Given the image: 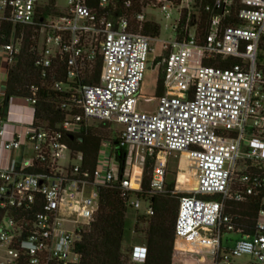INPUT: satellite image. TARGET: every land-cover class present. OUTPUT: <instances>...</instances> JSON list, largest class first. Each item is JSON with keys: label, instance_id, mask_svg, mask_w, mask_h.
<instances>
[{"label": "built area", "instance_id": "obj_1", "mask_svg": "<svg viewBox=\"0 0 264 264\" xmlns=\"http://www.w3.org/2000/svg\"><path fill=\"white\" fill-rule=\"evenodd\" d=\"M64 2L58 14L37 20L39 0H0L5 72L20 52L23 30L36 28L31 39L37 40L41 77L62 64V77L51 87L66 94L59 103L64 119L54 128L32 116L5 141L9 120H0V152L6 154L0 156L5 161L0 164V264H90L76 245L95 219L98 188L114 185L130 210L145 204L143 216L152 215L149 203L137 196L146 158L152 159L148 196L191 194L177 203L173 259L179 264H264L262 208L248 236L238 235L224 214L228 201L244 202L264 188V178L243 173L247 166L264 165V73L258 68L264 0H212L203 8L208 22L201 43L194 0H152L165 20L176 15L172 37L161 42V56L151 61L153 70L162 68L164 88L161 97L143 100L155 101L152 112L140 109L151 44L157 39L140 33L150 20L144 11L131 10L130 0ZM120 2L125 13L112 15ZM228 14L236 24L224 23ZM215 58L238 62L228 68L204 65ZM37 91L32 86L23 99L32 109ZM102 122L120 126L114 130L125 150L121 173L108 143L100 145L91 172L81 171V153L66 146L65 138ZM175 154L186 156L193 187L178 184L177 177L169 187L167 162ZM228 234L238 236L230 247ZM146 255L145 245L132 246L126 264H144Z\"/></svg>", "mask_w": 264, "mask_h": 264}, {"label": "trees", "instance_id": "obj_2", "mask_svg": "<svg viewBox=\"0 0 264 264\" xmlns=\"http://www.w3.org/2000/svg\"><path fill=\"white\" fill-rule=\"evenodd\" d=\"M139 0H130L131 10L135 13L140 12L137 4ZM178 3L179 0H173ZM212 0H194L198 15V33L199 43L202 42L203 33L206 30L208 14L204 11V6L211 3ZM232 8V7H231ZM40 10V14H39ZM124 8L121 2L118 4L112 15L124 14ZM196 11V10H195ZM58 8L55 6V0H48L47 4L38 6L36 19H44L49 14H58ZM185 17V16H184ZM190 25H193L195 19L191 12L189 16ZM183 22V20H182ZM225 24H236L231 14H228L224 20ZM36 29V28H35ZM34 28L27 27L23 30L24 40L20 52L15 61L6 71L4 93L0 103V120L6 118L8 101L11 98H27L30 96V88H38L36 94V103L33 106V118L48 128H54L64 119V112L60 110L59 103L66 94L58 93L51 87L54 80L62 77L61 70L63 65L56 66L51 76L41 77L42 70L36 65L37 61V40H32V36H37ZM38 29V28H37ZM9 29H6L8 34ZM160 32V26L150 20L145 21L140 28V33L150 38H157ZM6 42V38L3 40ZM264 39L261 40L258 47V68L264 73ZM237 59H227L220 61L215 58L204 62V65L228 68L237 63ZM98 67V65H97ZM54 68V67H52ZM57 73V74H56ZM59 74V75H58ZM162 68H158L155 77L154 97L159 98L164 93ZM93 80V83H96ZM109 123L102 122L87 128L80 134H74L72 139L65 138L66 146L73 152H79L82 155L80 165L81 171L91 172L94 170L99 147L102 143H108L111 147L115 160L118 162L119 171L122 172L125 163V150L121 140L115 130L111 129ZM188 162L186 156L181 157L182 161ZM152 167V159L146 158L141 172L142 192L137 196L148 202L152 215L136 216L135 231L137 224L142 225L140 232L144 237L147 255L144 264H179L178 260L172 258L174 222L176 218L177 203L179 198L188 197L191 194L178 193L173 195L148 196V176ZM187 169V175H188ZM249 176L264 178V165L257 167L247 166L244 170ZM187 175L178 176L177 183L188 187ZM187 178V179H186ZM171 182L169 187H172ZM98 210L94 221L81 234L80 242L76 245V251L81 255L82 260L90 264H126L127 254L122 251V239L126 223V214L128 204L125 199L120 197L117 188L114 185H107L98 188ZM264 188H258L257 193L248 196L244 202H231L225 204L224 214L228 215L236 226V233L240 236L251 235L254 231V225L257 220L258 212L263 207Z\"/></svg>", "mask_w": 264, "mask_h": 264}, {"label": "rangeland", "instance_id": "obj_3", "mask_svg": "<svg viewBox=\"0 0 264 264\" xmlns=\"http://www.w3.org/2000/svg\"><path fill=\"white\" fill-rule=\"evenodd\" d=\"M47 1L48 0H39L40 6L45 5ZM137 4L139 5L140 10L144 11L147 19H150L152 22L157 23L160 26L159 35L156 41L151 44L152 51L149 55V60H148L149 62H151L154 58L161 56L162 54L161 42L165 40H169L172 37V31L170 27L172 26V23L176 19V15L173 12L171 19L165 20L162 14L160 13V11L158 9H155L153 6H151L152 0H139ZM55 5L59 11H62L63 10L62 8L65 7V2L64 0H55ZM262 54L264 55V53ZM155 77H156V71L153 70L151 66L148 67L144 74L142 91L140 94L141 96L140 109L143 111L152 112L155 108L156 105L155 101H151L149 103H144L143 101L145 98H150V97L155 98L154 97ZM1 101H2V97L0 98V103ZM119 127L120 126L115 125L111 129L118 130L120 129ZM183 155L184 154H175L168 157L167 169H166L167 172L166 178L168 182L174 181L176 177L178 180V176L182 177L184 175H187V169H189V171L192 172L191 168L187 166L184 158L182 161H180ZM73 163L74 161L72 162V164ZM138 169L139 166L137 167V169L134 166V170H138ZM187 178L191 179L194 185L195 179L193 174L191 176L187 175ZM145 208H146L145 204H141V207L138 211L128 210L126 214V223H125V229L122 239V251L125 252L126 254L129 252L132 246L144 245V237L143 234L140 232L142 225L137 224V231H135V226H136V216H143L145 213ZM226 238L227 240H231L226 245L227 247H230L238 239V236L234 234H228ZM224 240L225 238H223V241ZM193 259L195 258L193 257Z\"/></svg>", "mask_w": 264, "mask_h": 264}, {"label": "crops", "instance_id": "obj_4", "mask_svg": "<svg viewBox=\"0 0 264 264\" xmlns=\"http://www.w3.org/2000/svg\"><path fill=\"white\" fill-rule=\"evenodd\" d=\"M6 79L5 63L3 57H0V98L4 93V85ZM33 116V109L21 98H11L7 105L6 118L9 122L5 126L6 134L2 140H9L11 133L18 130L20 126L27 125L31 121ZM1 158H4L6 154L0 152ZM0 164L4 165L5 161L0 159Z\"/></svg>", "mask_w": 264, "mask_h": 264}, {"label": "bare ground", "instance_id": "obj_5", "mask_svg": "<svg viewBox=\"0 0 264 264\" xmlns=\"http://www.w3.org/2000/svg\"><path fill=\"white\" fill-rule=\"evenodd\" d=\"M192 174H193V173H192L191 171L188 170V175L191 176ZM181 185H183L185 188H190V187H193V186H194L192 180L189 179V178H188V187L185 186L183 183H182ZM186 248H187V249H190V246L186 245Z\"/></svg>", "mask_w": 264, "mask_h": 264}, {"label": "water", "instance_id": "obj_6", "mask_svg": "<svg viewBox=\"0 0 264 264\" xmlns=\"http://www.w3.org/2000/svg\"><path fill=\"white\" fill-rule=\"evenodd\" d=\"M150 66H151V62H148V63H147V68L150 67ZM5 112H7V108L5 109ZM68 138H69V139H72L73 136L70 135ZM262 211H264V206L262 207Z\"/></svg>", "mask_w": 264, "mask_h": 264}]
</instances>
